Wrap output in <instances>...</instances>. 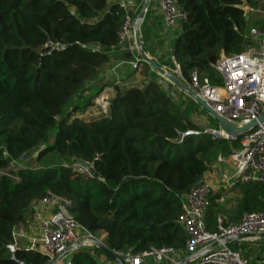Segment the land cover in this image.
Listing matches in <instances>:
<instances>
[{"label": "trees", "instance_id": "trees-1", "mask_svg": "<svg viewBox=\"0 0 264 264\" xmlns=\"http://www.w3.org/2000/svg\"><path fill=\"white\" fill-rule=\"evenodd\" d=\"M176 2L185 21L170 44V59L156 63L178 66L186 84L193 71L218 83L210 65L255 46L248 31L264 30V0ZM136 3L137 14L142 0ZM123 17L114 0H0V264H47L44 256L18 248L14 261L6 246L17 225L30 223L32 204L48 195L68 202L80 229L104 235L97 244L120 262L119 254L128 251L183 253L181 195L202 181L217 152L224 157L239 148L201 133L192 119L199 108L171 85L165 90L146 64L137 65L144 70L139 86L115 84L136 69L117 78L105 74L118 57L130 58L117 46ZM147 28L143 19L144 52ZM105 88L112 92L106 112L84 119L89 108L99 110L93 100ZM207 123L215 127L210 117ZM26 153H35L33 166L20 161ZM76 163H89L97 177L78 173ZM230 193L238 198L218 203L219 192L209 199L208 231L218 216L235 223L264 211V184L237 183ZM227 248L245 264H264V240ZM69 257L70 264H99L96 257L116 264L97 245Z\"/></svg>", "mask_w": 264, "mask_h": 264}, {"label": "built area", "instance_id": "built-area-1", "mask_svg": "<svg viewBox=\"0 0 264 264\" xmlns=\"http://www.w3.org/2000/svg\"><path fill=\"white\" fill-rule=\"evenodd\" d=\"M114 1L124 12L117 46H124L135 51L133 18L128 13L126 1ZM157 8L161 16V25L167 32L185 21V14L178 7L176 0H157ZM242 10L245 13L252 12V9L247 7ZM248 37L256 42L255 46L248 47L238 55H221L214 64L210 65L219 79L218 83L211 84L206 78L199 82L195 71L189 75L187 83V86L212 111L237 127L256 121L264 114V30L250 29ZM138 62L140 61L136 54L130 63L131 68L137 69ZM169 70L180 79L178 66L173 64V69ZM158 82L166 90L168 83L161 78ZM169 94L173 95L172 89ZM93 104L104 114L108 99L98 95L93 100ZM192 119L201 127V133L207 134L214 140L238 143L239 148L233 150L225 160H221L223 167L218 168L214 185L202 180L181 195V215L177 223L186 233L183 253L174 252L171 248L159 250L149 248L138 253L128 251L122 255L119 254L121 264H177L189 257L191 258L188 259L187 264L195 261L197 264H245L239 258L238 252L228 249L227 244L258 240L233 239L237 236L264 234V211L243 214L235 223L225 220L223 216H218L215 219L213 231H208L205 224L209 199L215 197L217 193L220 192L217 201L221 203L237 183L264 184V122L258 123L247 132L228 134L219 126L217 128L204 126V118L200 114H193ZM187 134L196 135L199 132H187L184 135ZM83 164L86 167L76 163L72 165V168L84 176H91L87 170L88 167L91 168V165ZM31 210L32 213L47 211V214L28 227L20 224L15 227L12 233L13 243L6 246L12 260L18 248L44 256L49 264L68 248L78 244L80 245L78 248H84L92 244L96 246L98 243L93 235L80 229L74 222L68 213L66 200L48 195L33 203ZM225 239L232 240L222 245L221 242ZM19 241L21 245L17 246ZM213 244H216L214 248L205 251ZM202 251L205 252L192 257ZM69 254L60 258L56 264H70ZM15 262L22 264V262Z\"/></svg>", "mask_w": 264, "mask_h": 264}, {"label": "water", "instance_id": "water-1", "mask_svg": "<svg viewBox=\"0 0 264 264\" xmlns=\"http://www.w3.org/2000/svg\"><path fill=\"white\" fill-rule=\"evenodd\" d=\"M150 0H142V3L140 5V8L138 10V13L136 16L133 18L132 22V28H133V44L135 47L136 54L139 58V61L143 64H146L151 71H153L158 77L161 79L165 80L169 85L172 87L176 88L179 92L184 94L187 98H189L201 111H203L208 117H210L224 132L228 134H235V133H240V132H247L251 129H253L258 123L264 122V114H262L260 117L256 119V121H252L248 124H244L241 127H237L235 124L230 123L217 115L214 111H212L188 86L186 83L181 81L178 77H176L169 69H166L165 67H162L158 65L153 59L149 58L145 52L143 51V48L141 46L140 42V37H139V26L143 20L144 14L146 12V9L148 7ZM242 8H246L245 5L242 6ZM247 18V15H246ZM91 49H94V47H90ZM28 157V154L26 153L24 157H21L20 161H23L25 158ZM83 167H86L85 164H82ZM88 173L96 178L97 175L93 172L91 168H87ZM247 238H253V239H258V240H264V234H258V235H253V236H247V235H242V236H237V240H243ZM232 239H225L221 242L222 245L226 244L228 241ZM97 248H100L102 252L109 256L116 264H121L119 260H117L115 257H113L111 254L107 253L103 248H101L98 244ZM80 245H76L74 247L68 248L59 255H57L49 264H56V262L62 258L63 256L69 254L72 250L75 248H78ZM216 244H213L209 248H207L205 251H208L212 248H214ZM205 251H202L200 253H197L194 256L201 255ZM189 258L183 259L182 261H179L177 264H187V261Z\"/></svg>", "mask_w": 264, "mask_h": 264}, {"label": "crops", "instance_id": "crops-1", "mask_svg": "<svg viewBox=\"0 0 264 264\" xmlns=\"http://www.w3.org/2000/svg\"><path fill=\"white\" fill-rule=\"evenodd\" d=\"M127 7H128V13L131 16V18L134 17L136 14V10L138 8V5L136 3V0H125ZM143 19L147 20V41H146V50L145 54L153 59L155 62L156 60H162L166 61L169 58L168 52L170 48V44L174 40L175 36L178 33V27L179 25H176L171 31H165L161 25V16L157 8V0H150L148 7L146 9V12L144 14ZM129 52L130 58L128 60H125L124 58L118 57L111 65V67L107 70L105 74H110L117 76L121 75L126 76V73L128 71L133 70L130 66V63L136 55V52L131 51L127 49L126 47L124 48ZM135 53V54H134ZM165 67V66H162ZM167 68V67H166ZM139 68L136 69V73L134 74L133 77L129 78L126 82L124 83H118L117 80L115 84H118L120 86H134L137 81H135V78L137 74H139ZM112 92L111 89L105 88L103 92L100 95L105 96L107 99L111 96ZM97 110L96 108L92 107L89 108L88 110ZM86 111L85 114L83 115L84 119L88 117H92L93 115H90V111ZM86 115V116H85ZM206 178L205 174L203 175L204 179ZM209 183V182H208ZM47 211H40L39 213H32V219L30 223L26 225V227L30 226L31 224H34L37 222L38 219H41L42 217L46 216ZM104 235H101L100 238H102ZM21 243L20 241L17 243V246H20Z\"/></svg>", "mask_w": 264, "mask_h": 264}, {"label": "rangeland", "instance_id": "rangeland-1", "mask_svg": "<svg viewBox=\"0 0 264 264\" xmlns=\"http://www.w3.org/2000/svg\"><path fill=\"white\" fill-rule=\"evenodd\" d=\"M166 68V67H165ZM139 74H137V76H136V78H135V81H137L136 83H134L135 85H138L139 86V84H140V81L144 78V75H143V69L142 68H139ZM154 79H157V80H160V77H158L156 74H155V76H154ZM199 82H201V78L199 77ZM167 85V84H166ZM171 88H173L175 91H177V92H179L176 88H174V87H171ZM88 111H90V115H93L92 117H96L97 115H98V113H99V110L97 109V110H88ZM201 111V110H200ZM203 118H204V122H203V124H204V126H206V127H210V125L207 123V115L203 112V111H201V114H200ZM86 116V115H85ZM84 118V117H83ZM88 118H90V117H88ZM87 118V119H88ZM86 119V118H85ZM215 123V122H214ZM218 127V125L215 123V127H212V128H217ZM34 154L35 153H33L32 155H31V157H27V159L25 160V161H23L24 162V165L23 166H25V165H29V166H33V159H32V157H34ZM227 158V156H222L221 155V153L220 152H217V154L215 155V157L214 158H212L210 161H209V164H208V168H207V171H206V173H205V176H206V178H204V179H202V180H204V181H206V182H209L210 184H212V185H214L215 184V182H216V177H217V171H218V168L219 167H223V163L221 162V160L223 161V160H225ZM23 162H20V163H15L14 164V167L15 168H20V167H22V165H21V163H23ZM228 196H230V197H232L233 199L234 198H238V194L237 193H233V194H229ZM98 242H100V240H101V238H100V236H93ZM95 246L92 244V245H89V246H86V247H84L83 249H87V250H91V249H93ZM97 258V260L99 261V264H113L112 262H109V261H106L104 258H102V257H96ZM189 264H197V262L195 261V262H192V263H189Z\"/></svg>", "mask_w": 264, "mask_h": 264}]
</instances>
